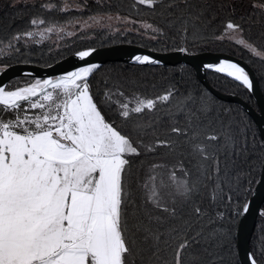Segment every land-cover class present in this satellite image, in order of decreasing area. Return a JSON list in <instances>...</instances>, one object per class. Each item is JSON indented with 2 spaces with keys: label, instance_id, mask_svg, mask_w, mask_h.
<instances>
[{
  "label": "snow or ice",
  "instance_id": "1",
  "mask_svg": "<svg viewBox=\"0 0 264 264\" xmlns=\"http://www.w3.org/2000/svg\"><path fill=\"white\" fill-rule=\"evenodd\" d=\"M135 3L155 10L158 0ZM258 6L264 9V0ZM112 19L97 12L60 24L34 14L29 27L13 33L4 47L20 53L33 41L40 43L37 37L73 36L70 27L103 28ZM129 22L143 23L152 38L163 33L152 23ZM218 38L264 58V50L245 37L236 19L225 20ZM181 40L185 46L179 50L187 52V27ZM93 51H77L84 63L61 75L0 86V264H165V249H172L171 264H185L184 255L203 236L197 223L206 210L198 197L207 192L210 204L232 203V189L225 193L220 179L216 147L233 145L231 128L197 123L211 111L207 98L182 93L175 84L154 95L140 91L135 82L106 81L94 91L91 81L99 65L85 60ZM133 59L159 63L151 55ZM208 67L253 88L240 63L225 59ZM161 105L187 113L185 123L173 119L158 134L157 120L145 117ZM185 144L195 160L194 172L185 166L183 153H177ZM248 209L243 203L242 211ZM217 215L224 217L223 212ZM208 235L216 237L218 230ZM249 260L258 264L253 257ZM190 264L204 261L193 255Z\"/></svg>",
  "mask_w": 264,
  "mask_h": 264
},
{
  "label": "trees",
  "instance_id": "2",
  "mask_svg": "<svg viewBox=\"0 0 264 264\" xmlns=\"http://www.w3.org/2000/svg\"><path fill=\"white\" fill-rule=\"evenodd\" d=\"M259 2L260 0H158L155 10H148L136 4L135 0H0V41H3V44H0V67L16 63L48 66L85 48L121 43L134 44L158 52L178 50L185 46L181 35L187 27L188 52H221L244 60L255 71L264 94V58L237 45L235 41L218 38L225 20L233 18L243 25L245 37L264 50V9L258 6ZM66 3L72 7L66 9ZM44 4H51L53 7H41ZM76 5L80 6V10L76 9ZM97 12L107 13L115 18L118 15L123 22L120 24L122 28L115 30L114 27L105 26L76 31L70 27L69 30L75 31V35L46 34L43 39L36 38L40 43L33 41L27 49L21 48L20 53L9 52L4 47L13 33L29 27V21L34 14L46 21H58L63 24L73 18L87 19ZM129 21L152 23L162 27L163 33L152 38L153 34L146 32L143 23ZM76 28L78 29L79 25ZM194 35L203 39H194ZM206 76L218 91L238 95L259 110L251 92L239 82L213 71H207ZM33 79L36 78L16 77L11 79L7 86H22L26 81ZM106 81L125 84L135 82L139 90L147 95L161 93L170 84H175L182 93L190 92L207 98L211 111L206 116L200 115L197 123L207 125L211 122L217 129L230 126L233 145L227 149L222 145L216 147L220 156V179L225 193L232 189V203L225 201L210 204L207 192L198 197L201 206L206 210V215L197 223V227L202 228L203 236L193 244L184 259L185 264H190L192 256L196 255L204 264H240L236 240L238 222L242 205L247 202L259 179L264 158V144L253 118L240 104L222 100L211 93L200 82L195 69L187 64L138 65L110 61L96 71L91 81L93 90L103 89ZM169 112L175 113V109L161 105L158 112L151 117L146 116L145 119L157 120L158 134H163L173 119L178 120L181 125L187 119V113H175L169 118ZM160 151L164 153L167 150ZM181 152L185 166L194 172L195 160L189 154L188 145L178 147L177 153ZM137 171L134 166L133 182ZM218 212L224 213L223 219L217 215ZM213 228L218 230V235L209 237L208 233ZM250 250L258 264H264V203L250 240ZM162 255L165 264H171L172 249H165ZM146 257L150 258V255L146 254Z\"/></svg>",
  "mask_w": 264,
  "mask_h": 264
},
{
  "label": "water",
  "instance_id": "3",
  "mask_svg": "<svg viewBox=\"0 0 264 264\" xmlns=\"http://www.w3.org/2000/svg\"><path fill=\"white\" fill-rule=\"evenodd\" d=\"M94 51L89 57L85 58L87 62L96 63L100 66L110 61H123L138 65H179L187 64L195 69L196 75L201 83L218 98L235 102L253 118L264 144V94L258 82L257 75L253 68L244 60L227 53L221 52H182L179 49L167 52H158L142 46L121 43L111 46L93 48ZM76 53V52H75ZM75 53L48 65L40 66L32 63H16L4 66L0 69V86H7L11 79L16 77L47 78L49 76H58L65 71H71L73 68L81 66L84 61L78 58ZM137 55H151L159 61L157 64L135 62ZM229 59L240 63L249 72L253 80V88L249 90L253 95L259 110H256L247 101L235 94H226L215 89L208 81L206 72L213 71L229 77L226 73L218 71L216 68H209L210 64H218L221 60ZM234 80L232 77H229ZM236 81V80H234ZM238 82V81H237ZM240 83V82H239ZM241 84V83H240ZM247 203L249 209L247 212L241 211L237 232V253L240 264H250L249 257H253L250 250V240L256 227L258 216L261 214L264 203V158L261 166L259 179L252 190Z\"/></svg>",
  "mask_w": 264,
  "mask_h": 264
},
{
  "label": "rangeland",
  "instance_id": "4",
  "mask_svg": "<svg viewBox=\"0 0 264 264\" xmlns=\"http://www.w3.org/2000/svg\"><path fill=\"white\" fill-rule=\"evenodd\" d=\"M16 1H20V0H16ZM123 22L120 20V19H117V18H115V17H113V19L110 21V22H105V24H104V27L105 26H111V27H114L115 28V30H119L120 28H122L121 26H120V24H122ZM92 27H99V26H96V25H93ZM91 27V28H92ZM2 67H0V69H1Z\"/></svg>",
  "mask_w": 264,
  "mask_h": 264
}]
</instances>
